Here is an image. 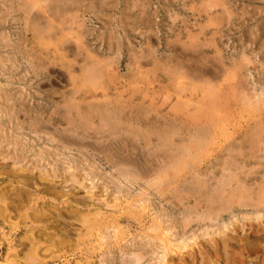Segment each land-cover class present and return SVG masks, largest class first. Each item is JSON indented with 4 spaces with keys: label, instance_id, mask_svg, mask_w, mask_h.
<instances>
[{
    "label": "rangeland",
    "instance_id": "obj_1",
    "mask_svg": "<svg viewBox=\"0 0 264 264\" xmlns=\"http://www.w3.org/2000/svg\"><path fill=\"white\" fill-rule=\"evenodd\" d=\"M91 2L92 11L81 17L89 33L88 48L101 59L113 60L104 78L111 77V88L105 96L99 89L95 100L107 96L118 108L129 110L122 115L124 127L113 135L98 133L94 143L88 139L91 147L66 148L50 138L65 123L50 122L49 117L65 111L62 98L73 89L67 69L53 56L45 67H37L39 52L32 49L36 43L29 40L32 32L20 11L21 0H0V188H8V174L21 167L30 169L37 181L14 183L23 194H11L16 204L11 220L21 228L11 230L9 222L0 220V264H14L8 251L10 247L21 250L16 240L29 234L31 227L43 234L39 251L46 264H264V208L236 205L215 220L196 212L188 217L186 209L195 205L196 197L176 191L184 181L194 183L200 169L210 166L219 175L221 162L234 159L228 151L245 166L243 171L256 168L264 174V138L256 159L248 161L247 143L239 147L252 132L257 137V128L264 137V0H89L84 4ZM172 44L179 56L174 57ZM149 53L148 59H142L145 63H135V58ZM42 67L44 72L39 70ZM180 71L184 72L180 82L161 77ZM205 82L216 83L215 89L208 92ZM136 105L146 114L139 123L134 120ZM156 107L158 114L151 111ZM38 117L46 122L47 134L31 130L30 123ZM157 130L176 132L167 140L160 161L148 149L157 137L143 139ZM139 150L144 159H153L151 174L120 175L119 169L137 170L128 161ZM40 174H48L55 185L41 181ZM26 195L39 199L38 204L30 201L31 220L24 222L29 207L23 201ZM39 209L46 214L34 215ZM85 214L91 217L87 227L78 221ZM170 240L186 243L189 249L167 252V258H162ZM51 244L55 245L52 252Z\"/></svg>",
    "mask_w": 264,
    "mask_h": 264
},
{
    "label": "bare ground",
    "instance_id": "obj_2",
    "mask_svg": "<svg viewBox=\"0 0 264 264\" xmlns=\"http://www.w3.org/2000/svg\"><path fill=\"white\" fill-rule=\"evenodd\" d=\"M84 1H89V0H21L20 7H19L21 9L20 11L25 15L26 24L29 25V26H27L28 31L32 32L31 35H30L31 37H30L29 40H30V42L36 43V46L32 47V49H37V51L39 52L35 56L36 57V62H37V67L38 66L39 67H41V66L45 67L47 59L50 56H53L55 59L58 58L59 61H60L59 62L60 65L59 66H61L62 68H66L67 69L68 80L73 85V89L69 92V96L67 95L68 97L62 98L63 102H65V105H64L65 111H63L64 110L63 109L62 110L63 113H61V115L58 116V117H56V116L49 117V121L50 122H53V120H56L59 123H65V128L61 132H59L57 134L52 133L51 136L50 135L49 136H50V138L52 140H57L62 146L66 147V148H67V145H71V146L72 145H80V146L81 145H83V146L88 145V146H90L91 143H88L89 142L88 139L92 138L93 143H94L96 141V138L98 139V137H99L97 135L98 133L107 132L109 136L113 135L116 131H119V130L122 129V127H124V126H122V123H123L122 122V115L125 114V111L129 110L128 106H123V107L118 108L114 102H112L111 100H108L107 96H106V99H104L103 101L101 99H100L101 101H99V102H97L98 100L97 101L95 100V98H96L95 96H97L99 89H101V93L100 94H102V96L103 95L105 96L107 89L111 88V86H110L111 77H108L109 76L108 75L107 79H104V78H105V74H107L106 72L109 70L108 69L109 65H112L113 60L110 57H109L110 59H107V58L106 59L105 58L101 59V58L98 57V55H95V54H93L91 52L92 51L91 48H88V45H89L88 44L89 33L85 32L86 24L83 21V19H81V17L86 12L92 11L91 9H93L94 4H93V2H91L90 6H86L84 4ZM218 1H220V0H218ZM202 10L206 11L205 8H203ZM198 11H201V10L198 9ZM198 16H200V15H198ZM206 30H207V26H204V27L201 28V32L203 34H204V31H206ZM72 39H74V40L72 41ZM206 42H208V41H206ZM208 44H209V42H208ZM214 45L215 44H213V46ZM197 46H198V44H197ZM170 47L174 51V57L175 56H179L177 54L178 53L177 51H179L178 47L175 44L170 45ZM182 53H183V51H180V54H182ZM149 55H150V53L146 54V55L143 54L141 56L142 58L141 57L135 58V63L137 65H141L144 62V61H142V59H148V57H150ZM219 56H221V55H219ZM174 57L172 59V62L176 61V59ZM151 58H153V57H151ZM235 66H237V65H235ZM175 67H177V66H175ZM49 68H50V66H49ZM49 68H47V70ZM174 68H172V70H174ZM39 70H43V72H44L45 69H43V67H42ZM170 72H171V70H170ZM181 72H183V71H180L179 73H181ZM75 73H77V74H75ZM179 73H175L174 72V74H170V75H172V77H170V75H168L169 73L165 72V73H163L161 75V77L163 79L169 81V82L173 81V83H174L175 81H178L179 79H182L183 75H182V73L181 74H179ZM187 76H186V78H187ZM200 81L204 82L201 79H200ZM178 82H180V81H178ZM205 84H209V83L205 82ZM214 84H216V83H214ZM214 84H213V86L211 84H209V86H208L209 91L208 92H210L213 88L215 89L216 85H214ZM90 98L92 100L88 101ZM150 104H152V102ZM144 107H145V105H144ZM133 109H135L134 111L136 112V117L134 116L135 117L134 120L137 121V123H139L138 121H143V119H144L143 118V115H144L143 111L144 110H142V108H140L137 105H136V107H133ZM57 110H58V108H57ZM151 111L156 112L157 114H158V112H160L157 107L154 108V109H151ZM54 112H55V110H54ZM147 115H150V113H148ZM162 117H167V116L166 115H162ZM176 119L177 118L175 116L173 118V121L175 122ZM170 120H172V118H170ZM96 121H97V125H93ZM163 121H165V120L163 119ZM28 122H31V121H28ZM176 122H178V121H176ZM45 123L46 122L43 120V118H40V117L35 118L30 123L31 128H33L31 130H33L35 132H38L39 134L40 133H46L47 134V132L45 130V127H47V125ZM171 125H172V123H171ZM260 127L263 128L262 125ZM190 130H192V129H190ZM256 132L258 133V134H256L257 137H255L254 132H252L247 137H244L242 139V141L240 142V144H239L240 145L239 147H241V144L245 146V144L247 143L249 145V154L247 155L248 156L247 157L248 161H250V160H252L253 158L256 157V153L260 150L258 148V147H260L259 144L263 141V138H264L262 135H259L260 130L258 128H257ZM152 133L148 134V136L143 137V139L144 140H146V139L148 140V139H150L151 136H154V137L156 136L157 137L158 141L155 140V141H157L156 144L153 145V147H151V148L149 147L148 149H149V151L152 150V152H150L152 155L151 154L150 155L153 158L157 157V158H155V160L158 159L160 161V155L162 154L161 152L167 150V149H165V146H168L166 144L167 140L169 139L170 136L173 137V135H175L176 132L172 131V133H173L172 134V133H169V131L157 130L153 135H152ZM181 133H183V132H181ZM141 135H142V133H141ZM94 138H95V140H94ZM135 139L136 138H134V140ZM185 139H187V138H185ZM199 139H202V137H199ZM120 142H121V140H120ZM120 142H118V144ZM149 142H151V140H149ZM118 144L116 143V145H118ZM134 145H137V144H134ZM136 147L137 146H131V148L133 150H136ZM170 147H168V149H172ZM137 148H139V147H137ZM257 148L259 149L258 151H257ZM239 150H241V149H239V148L236 149V151H239ZM188 151H190V150H188ZM139 152L142 153L139 150L137 152H134L133 155H132V153H131V155L129 154L130 156H129V161H128L129 163L133 164V166H136L137 170H133V172H132V171H130L131 170L130 168H129L130 170L119 169L120 175H122V176H124L126 178L133 177V176L134 177L137 176V178H139L138 176H141V175L143 176V174H148V173H149V175L151 174V172L153 171L152 170L153 167H151V166L154 165L152 163L153 159L148 161L146 159L148 157H145V159H144V156H142ZM228 154H229V156H232L234 159H233V161H229L230 158H228V160H226V161L224 160V161L221 162L222 165H221V167L219 169V171H220L219 175H217L216 170H214V168L211 170L210 168H212V167L209 166L210 168L208 167L207 169H205V171L200 169L199 173H200V176H202V178L200 176H199V178H194L196 180L194 183H189V181H187V182L184 181V183H182L181 185H179L176 188V191H178L179 193L187 192L188 194L194 195L196 197L195 198V200H196L195 205H193L192 207H187V209H186V213H187L188 217H191L189 215H192V214H194L196 212L197 215L199 217H201V218L203 217L204 219L215 220V219H217L218 216H221L220 215L221 212H227L230 209H232L233 206H236V205L238 207L239 206L240 207H249L250 206L249 208L254 207V208L259 209V210L261 208L262 209L264 208V205H263V203H264V174L263 175H259V172L255 170L256 168L255 169L252 168L251 170H249V172L248 171L247 172L243 171V168H245V166H241L238 163L239 160L237 161L236 156L232 155L231 151H228ZM239 154L240 153H238V155ZM240 155H243V154H240ZM125 161H126V159H125ZM174 161H175V159H174ZM173 165H175V164H173ZM261 167L264 168V166H261ZM185 168H187V167H185ZM216 169H218V168H216ZM18 170H19L18 172L15 171V170H12V173L8 174V176H7L9 178L8 188H3V189L0 188V220H2L3 223L9 222L11 224V226H10L11 230L12 229L21 228V225L19 223L13 222L11 220V217H12L11 209H12V207H14L16 205L14 198L11 197V194L17 195V196H22V194H23L22 189L20 187L15 186L14 183L22 184V185H27L28 182H32V181L34 183H37V181L35 182L33 180L34 176H33V173H31L30 169H28L27 167H25V168L21 167ZM162 170H163V168H162ZM158 171L159 170L157 169V172ZM184 171H185V169H184ZM184 171H182V173ZM154 173H155V171H154ZM209 173H211V175ZM158 174H159V172H158ZM39 179L41 181H43L44 183L47 182V184H49L50 186L51 185H53V186L55 185L54 182L52 181V179H50L48 174H40ZM159 179H162V177H159ZM212 179H213V181L215 179L214 183H211ZM65 194H66V192L63 195L65 196ZM38 199H39V197H37V196H34V197H28L27 196L23 200V201H26L27 202L26 205L29 206L28 209L25 211V214H24V222L29 220V219L31 220V214H30V212L28 210L32 209L34 206L30 205V203H31L30 201L34 200L35 203H37ZM63 203H64V200H63ZM198 207L199 208L204 207V209L201 210L200 212H198L197 211ZM35 210H36V208L34 209V211ZM44 212L45 211H43L42 209L41 210L39 209L38 211L34 212L35 213L34 215H36V213H38V214H40V216H44L46 214ZM259 215L261 216V214H259ZM78 221L81 223V225L83 227H87V225H89L88 223H90V221H91V217L88 214L80 215ZM35 229H36L35 227H31L30 230H29L30 231L29 234L25 235L23 238H20V239L16 240V241H18L17 244L22 247L20 251L17 250L16 247H10L11 251L9 249L8 253H10L9 255H13V257H14L13 261H15L14 264H46V260H44V258H42V255L40 254V251H39V247H40V243H41V239L43 237V234L42 233H37V231ZM224 229H223V231H224ZM1 233H2V236L5 235L4 232H1ZM224 244H225V242H224ZM164 246H165V248H164V254H163L162 258L167 255V252H176V253L179 254V253L182 252L183 249L188 248L189 245L187 246L186 243H181V244L174 243L173 241L170 240V243H166V245H164ZM25 248L26 249L28 248V251L24 252V256L20 257L19 254ZM54 248H55V245L54 246L52 245L50 248H48V250L50 252H52V251H54ZM12 251H14V252H12ZM165 258H167V257H165ZM142 259H143V257H142ZM228 259H230V258L228 257ZM130 262H125V263H130Z\"/></svg>",
    "mask_w": 264,
    "mask_h": 264
}]
</instances>
